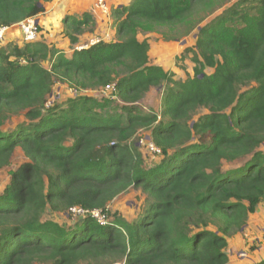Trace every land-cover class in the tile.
I'll return each mask as SVG.
<instances>
[{"label": "trees", "instance_id": "trees-1", "mask_svg": "<svg viewBox=\"0 0 264 264\" xmlns=\"http://www.w3.org/2000/svg\"><path fill=\"white\" fill-rule=\"evenodd\" d=\"M231 1L132 0L112 12L116 41L70 55L42 41L0 47V171L17 150L26 159L0 195V264L229 263L228 238L264 204V0ZM43 2L0 0V27L37 18ZM93 23L90 13L66 16L65 36L75 46ZM151 29L176 39L197 30L194 76L150 65L138 32ZM57 81L85 91L115 84L120 103L51 102ZM164 84L160 112L144 113L141 100ZM19 114L25 121L4 132ZM142 131L163 157L148 169L134 142ZM132 188L146 196L132 223L42 219L74 207L107 215Z\"/></svg>", "mask_w": 264, "mask_h": 264}, {"label": "rangeland", "instance_id": "rangeland-1", "mask_svg": "<svg viewBox=\"0 0 264 264\" xmlns=\"http://www.w3.org/2000/svg\"><path fill=\"white\" fill-rule=\"evenodd\" d=\"M61 1L63 0H50V2H43L45 12L36 18L39 19L40 34L35 42H45L49 46H55L70 55L72 49L75 47H85L102 40L107 42L117 40V30L112 18V12L114 9L122 7V4L127 3L129 0H104V2H107L108 4L107 11H110L108 16L95 10L93 4L96 0H70L71 3H68V5H66L67 7L62 5ZM236 1L238 0H233L231 3H235ZM227 6L223 8H226ZM64 7L66 8L64 9ZM102 11L104 12V10ZM64 13L79 18L83 16V13L93 14L91 15L93 16L94 23L86 28L80 35L79 43L75 46L70 42L69 38L65 36L64 24L63 21H61V17ZM213 17L209 18L208 21ZM205 23L206 22H204V24ZM19 34V29L12 28L11 31L7 33L5 42L3 43L6 44L8 42L7 40L11 38V43L17 44L21 47L24 46ZM196 34L197 30L193 31L188 36H182L181 38L176 39L167 31H163L162 29H151L149 31L139 30L138 38L140 41H148L150 45L149 58L151 66H161L165 71L175 74V79L184 80L187 78L188 74L194 76L195 63L192 61L194 55L193 53L188 52V49H193L195 47ZM43 65L47 68L50 67L48 62H44ZM107 87L98 90L85 91L78 88L68 87L57 81L53 86L50 101L64 103L70 98L91 96L95 99H111L120 103L117 100L116 93L108 92ZM166 88L167 84H164L159 88L152 89L145 95L139 104L144 113L160 112L161 101L165 95ZM207 113V110L201 109L194 117L193 121H196L199 117ZM23 121H25V118L22 115H11L6 120L4 126H2V129L5 132L10 127H13L17 123H22ZM197 140L198 137L194 139L193 143H196ZM134 142L142 154L147 169L157 165L162 160L163 157L160 152L152 147L153 143L150 132H139L138 136L134 139ZM259 150L264 152V145H262ZM24 162H26V159L22 151L17 150L12 158L11 164L0 171V195L3 194L9 184L12 172L16 171ZM240 165V163L224 164V169H234ZM145 207L146 196L143 195L140 190L132 188L127 193L119 196L111 202L108 206V214L106 215L104 213L103 215H106V219L110 222L122 219L128 223H132L138 219ZM256 215L250 214L251 218L249 220V226L247 225L244 230H241L242 232L240 231L228 238V255L230 258L228 264H246L244 260H254L262 254L263 257L260 259L264 258V231H262V229H264V210L262 209L261 212H258V216ZM255 218L258 220L255 221ZM259 218L262 219L259 220ZM42 219L43 221L52 220L64 227H69L82 218L74 216L71 213H53L51 210L47 209ZM251 219H253V223H250ZM242 256H244V258H242Z\"/></svg>", "mask_w": 264, "mask_h": 264}, {"label": "built area", "instance_id": "built-area-1", "mask_svg": "<svg viewBox=\"0 0 264 264\" xmlns=\"http://www.w3.org/2000/svg\"><path fill=\"white\" fill-rule=\"evenodd\" d=\"M97 7L101 8L104 11H107V4L106 2H104V0H99L97 3ZM12 28L19 29V36L21 38V41L25 43L35 42L40 34V24L38 19L30 18L11 27H0V44L5 42L6 35L9 31H11ZM107 90L108 92L110 91L116 93L115 84L108 86ZM152 147L155 148L158 152H160L153 144ZM70 213L82 219L91 215L96 221H98L103 226L107 223L106 215H103L104 213L102 211H87L82 208L74 207L70 209Z\"/></svg>", "mask_w": 264, "mask_h": 264}, {"label": "crops", "instance_id": "crops-1", "mask_svg": "<svg viewBox=\"0 0 264 264\" xmlns=\"http://www.w3.org/2000/svg\"><path fill=\"white\" fill-rule=\"evenodd\" d=\"M98 1L99 0H96L95 2H94V4H93V7L95 8V10H97L98 12H100V13H102L103 15H107L108 16V14H109V12L108 11H102V9L101 8H99V7H97V3H98ZM106 1V0H105ZM132 2V0H129L127 3H125V4H122L123 6H128V5H130V3ZM68 3H71V1L70 0H63V1H61V4L62 5H64V6H66V5H68ZM106 4H107V2H106ZM121 4V3H120ZM121 5V6H122ZM107 6H108V4H107ZM67 7V6H66ZM66 7H64V9L66 8ZM97 13V12H96ZM84 14V13H83ZM82 14V15H83ZM92 14V13H91ZM98 14V13H97ZM93 15V14H92ZM66 16H69V15H67V13H64L63 15H62V17H61V21H63V19L66 17ZM39 20V19H38ZM40 24V23H39ZM11 40V38L9 39V40H7L8 42H11L10 41ZM14 40V39H13ZM105 41V40H104ZM7 42V43H8ZM94 42V41H93ZM99 42V41H98ZM107 42V41H106ZM97 43V42H96ZM4 43H1L0 44V47L3 45ZM93 45V44H92ZM89 46V45H88ZM85 47H87V46H85ZM76 48V47H75ZM81 48H84V47H79V48H77V49H81ZM213 72V70L212 69H208L207 70V73L208 74H211ZM186 79V78H185ZM184 79V80H185ZM264 210V204L263 203H261V204H259V206L257 207V209H256V211H255V215H256V213H257V215L256 216H258V212H261V210ZM254 214H252V215H254ZM250 218H251V216H249V218H248V221H247V223H246V225H245V227L248 225L249 226V220H250ZM262 218H259V220H261ZM255 221L256 220H258L257 218H255L254 219ZM250 223H253V219H251V222ZM263 225H264V218H263ZM244 227V228H245ZM244 228L242 229V230H244ZM262 231H264V229H262ZM242 232V231H241ZM261 257H263V254L262 255H260L257 259H254V260H244V262L246 263V264H257V263H259V262H261L262 260H264V258H262V259H260ZM242 258H244V256H242ZM243 260V259H242Z\"/></svg>", "mask_w": 264, "mask_h": 264}, {"label": "water", "instance_id": "water-1", "mask_svg": "<svg viewBox=\"0 0 264 264\" xmlns=\"http://www.w3.org/2000/svg\"><path fill=\"white\" fill-rule=\"evenodd\" d=\"M82 49V48H81Z\"/></svg>", "mask_w": 264, "mask_h": 264}]
</instances>
